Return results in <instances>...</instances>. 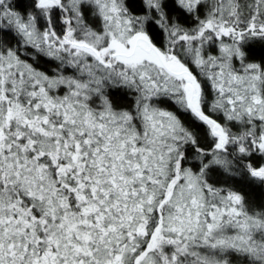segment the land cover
Masks as SVG:
<instances>
[{
    "label": "snow or ice",
    "instance_id": "1",
    "mask_svg": "<svg viewBox=\"0 0 264 264\" xmlns=\"http://www.w3.org/2000/svg\"><path fill=\"white\" fill-rule=\"evenodd\" d=\"M244 187L264 0H0V264H264Z\"/></svg>",
    "mask_w": 264,
    "mask_h": 264
},
{
    "label": "trees",
    "instance_id": "2",
    "mask_svg": "<svg viewBox=\"0 0 264 264\" xmlns=\"http://www.w3.org/2000/svg\"><path fill=\"white\" fill-rule=\"evenodd\" d=\"M236 186L240 187V182L236 181ZM243 190L247 193L249 199L256 204L264 202V188L261 187H244Z\"/></svg>",
    "mask_w": 264,
    "mask_h": 264
}]
</instances>
